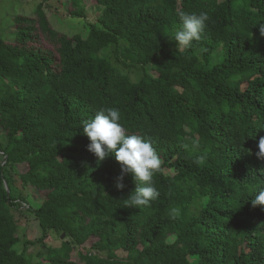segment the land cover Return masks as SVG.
<instances>
[{
    "label": "trees",
    "instance_id": "1",
    "mask_svg": "<svg viewBox=\"0 0 264 264\" xmlns=\"http://www.w3.org/2000/svg\"><path fill=\"white\" fill-rule=\"evenodd\" d=\"M68 1L70 17H86L88 0ZM90 1L86 34L55 29L42 3L14 18L12 40L0 32V264H264V206L249 191L264 184V0ZM201 11V40L176 46L179 13ZM109 107L160 158L148 206L125 205L131 175L118 187L114 155L87 148L83 122ZM19 165L43 193L29 208L41 239L67 238L33 262L15 249L24 233L5 188Z\"/></svg>",
    "mask_w": 264,
    "mask_h": 264
},
{
    "label": "clouds",
    "instance_id": "2",
    "mask_svg": "<svg viewBox=\"0 0 264 264\" xmlns=\"http://www.w3.org/2000/svg\"><path fill=\"white\" fill-rule=\"evenodd\" d=\"M179 17L180 26L173 30L171 39L176 42V46L190 48L194 42L201 40L206 22L209 21V15L204 11L199 14L181 12ZM259 26L261 35H264V23L259 24ZM120 119L119 109L109 107L97 112L94 118L85 120L82 124V132L90 141L87 148L97 157L98 161L114 155L121 168V174L117 178L118 187L123 188L124 176L126 174L131 175L136 183V188L125 199V205L137 208L148 206L159 196V192L153 183V176L160 169L161 161L151 143L143 136L126 133ZM259 128H264V126ZM191 143L193 146L199 145V141L196 140ZM258 148L257 155L264 157V137H260ZM205 159L204 155H200L196 158L195 163L202 165ZM243 160H245L244 156L239 162L238 169H240ZM247 167L246 165L244 169ZM241 171L245 172L243 169ZM249 191L255 193L254 198L251 199L253 206H264V184L258 183ZM171 214L173 217H178L180 209L172 208Z\"/></svg>",
    "mask_w": 264,
    "mask_h": 264
},
{
    "label": "rangeland",
    "instance_id": "3",
    "mask_svg": "<svg viewBox=\"0 0 264 264\" xmlns=\"http://www.w3.org/2000/svg\"><path fill=\"white\" fill-rule=\"evenodd\" d=\"M39 3L43 4V9L47 13L49 21L55 29L60 32H75L87 33L89 23L95 21L97 15V7L88 0L86 5V17L72 18L68 14L65 6L68 5V0H0V32L6 40H12L15 35L14 18L23 11L29 13ZM66 29H69L68 31ZM112 49V48H111ZM112 53V52H111ZM123 57V56H122ZM218 61V60H217ZM148 72L153 74L151 69ZM142 75L141 71L132 74L133 79H138ZM0 142H5L4 131L0 126ZM13 169V168H12ZM10 168L9 177L13 184L11 188L5 181V188L10 191V201L12 203V210L16 222L22 227L24 233L23 241L15 245V249L19 252L24 251L27 257L33 262L37 258V254H43L49 247H60L63 240H66L65 233H59L55 230H50L43 236L42 229L37 219L32 215L30 207L37 208L43 201V193L38 191L35 187L24 184L18 174L27 170V166L19 165L17 169ZM70 239V238H69ZM171 237L168 241H172ZM90 240L86 244V248L90 249ZM78 248V247H77ZM77 253V252H75ZM120 256H125V252H117ZM105 254V252H104ZM39 259V257H38ZM37 259V260H38ZM190 261L194 257H189Z\"/></svg>",
    "mask_w": 264,
    "mask_h": 264
}]
</instances>
